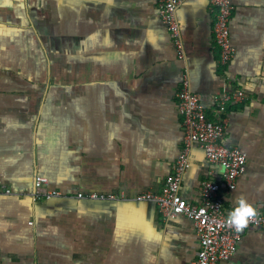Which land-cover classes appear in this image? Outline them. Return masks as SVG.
I'll list each match as a JSON object with an SVG mask.
<instances>
[{
  "label": "crops",
  "instance_id": "obj_1",
  "mask_svg": "<svg viewBox=\"0 0 264 264\" xmlns=\"http://www.w3.org/2000/svg\"><path fill=\"white\" fill-rule=\"evenodd\" d=\"M232 1L236 53L221 66L211 0L177 10L185 62L157 0H0V181L13 191L0 194V264L193 263V220L164 221L136 199L161 191L182 150L184 64L211 118L219 95L244 92L222 115V141L247 153V168L229 190L194 147L181 195L200 204L210 179L227 213L240 196L264 203V0ZM36 175L62 196L34 200ZM219 264H264V229L247 228Z\"/></svg>",
  "mask_w": 264,
  "mask_h": 264
},
{
  "label": "built area",
  "instance_id": "obj_2",
  "mask_svg": "<svg viewBox=\"0 0 264 264\" xmlns=\"http://www.w3.org/2000/svg\"><path fill=\"white\" fill-rule=\"evenodd\" d=\"M184 0H157L162 22L170 33L176 53L181 61H186L185 45L177 18V10ZM216 12L214 23V42L219 49L218 63L226 66L236 53V47L231 39V20L234 5L232 0H211ZM182 81L176 92L178 109L182 115L184 143L176 161L174 171L164 181L160 192L148 191L137 196L138 200L154 202L164 221H170L183 214L193 220L199 234L200 247L192 264H219L229 259L237 250V244L244 231L249 227L264 229V203L255 207L258 215L249 226L241 232H236L227 225L228 214L224 209V197L220 193L219 182L206 179L201 186L200 204L189 203L180 193L183 175L190 168V152L194 147H200L206 158L222 167V181L233 190L238 178L247 168V153L239 146L223 143L227 122L222 117L229 102H239L244 99V92L225 93L217 97V118H211L200 95L191 87L188 68L184 64ZM48 178L36 175L32 197L52 199L62 196V191L50 189ZM0 194L10 195L13 191L0 181ZM79 197L86 195L79 193ZM94 198H115L110 194H90Z\"/></svg>",
  "mask_w": 264,
  "mask_h": 264
},
{
  "label": "clouds",
  "instance_id": "obj_3",
  "mask_svg": "<svg viewBox=\"0 0 264 264\" xmlns=\"http://www.w3.org/2000/svg\"><path fill=\"white\" fill-rule=\"evenodd\" d=\"M235 203L236 206L228 214L227 225L239 233L256 219L258 211L243 196L237 197Z\"/></svg>",
  "mask_w": 264,
  "mask_h": 264
},
{
  "label": "rangeland",
  "instance_id": "obj_4",
  "mask_svg": "<svg viewBox=\"0 0 264 264\" xmlns=\"http://www.w3.org/2000/svg\"><path fill=\"white\" fill-rule=\"evenodd\" d=\"M40 199H44V198H40ZM45 200H47V199H45Z\"/></svg>",
  "mask_w": 264,
  "mask_h": 264
},
{
  "label": "trees",
  "instance_id": "obj_5",
  "mask_svg": "<svg viewBox=\"0 0 264 264\" xmlns=\"http://www.w3.org/2000/svg\"><path fill=\"white\" fill-rule=\"evenodd\" d=\"M39 200V199H38Z\"/></svg>",
  "mask_w": 264,
  "mask_h": 264
}]
</instances>
